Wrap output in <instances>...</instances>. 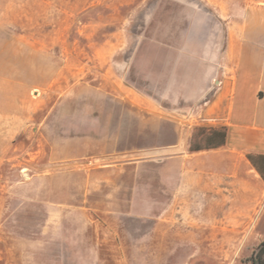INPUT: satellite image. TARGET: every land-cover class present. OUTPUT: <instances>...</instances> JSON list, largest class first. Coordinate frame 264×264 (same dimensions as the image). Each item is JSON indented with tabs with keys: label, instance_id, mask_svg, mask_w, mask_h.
Returning a JSON list of instances; mask_svg holds the SVG:
<instances>
[{
	"label": "rangeland",
	"instance_id": "rangeland-1",
	"mask_svg": "<svg viewBox=\"0 0 264 264\" xmlns=\"http://www.w3.org/2000/svg\"><path fill=\"white\" fill-rule=\"evenodd\" d=\"M263 10L0 0V264H247L246 233L225 229L243 154L212 147L203 166L193 152V184L166 160L224 130L180 120L184 68L227 32L258 30Z\"/></svg>",
	"mask_w": 264,
	"mask_h": 264
},
{
	"label": "crops",
	"instance_id": "crops-1",
	"mask_svg": "<svg viewBox=\"0 0 264 264\" xmlns=\"http://www.w3.org/2000/svg\"><path fill=\"white\" fill-rule=\"evenodd\" d=\"M226 18L228 23L234 21L232 15ZM255 18L258 30L227 32L224 49L195 55L198 65L194 70L184 68V84H180L178 96L179 104L184 105L180 107V120H188L191 115L202 121L220 120L212 125L224 127L225 141L220 146L243 154L241 197L237 205L228 204L225 229L246 233L241 241L242 246L248 245V258L264 240V10ZM193 152L198 153L203 166L208 162L212 166L211 148L188 150L166 160V164L178 166L177 177L188 174L195 162ZM186 178L187 183L195 182L193 175ZM246 263L252 264L249 260Z\"/></svg>",
	"mask_w": 264,
	"mask_h": 264
},
{
	"label": "trees",
	"instance_id": "trees-1",
	"mask_svg": "<svg viewBox=\"0 0 264 264\" xmlns=\"http://www.w3.org/2000/svg\"><path fill=\"white\" fill-rule=\"evenodd\" d=\"M207 140L210 138L217 139L214 143L205 145L203 147H192V150H199L202 148H212L218 147L224 144L225 141V130L221 129H212L207 135ZM252 264H264V240L260 242L252 251L250 257L248 258Z\"/></svg>",
	"mask_w": 264,
	"mask_h": 264
}]
</instances>
